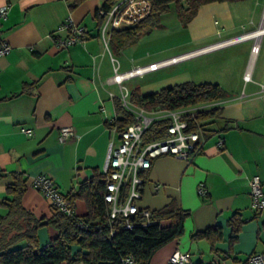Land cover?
Returning a JSON list of instances; mask_svg holds the SVG:
<instances>
[{
	"label": "crops",
	"instance_id": "crops-1",
	"mask_svg": "<svg viewBox=\"0 0 264 264\" xmlns=\"http://www.w3.org/2000/svg\"><path fill=\"white\" fill-rule=\"evenodd\" d=\"M103 3L104 0H83L72 6L73 0H0V6H8L0 35L11 46L0 57V217L9 213L5 202L14 194L8 192L7 185L17 180L15 175L24 179L19 185L24 187L21 205L36 218L48 219L54 210L31 185L38 174L53 179L58 189L71 197L79 217L88 213L91 195L103 193L102 167L110 142H118V134L109 123L118 117L115 100L120 97L119 86L110 80L111 55L118 59L121 71L145 65L137 57L124 61L120 57L145 33L119 50L110 46L113 30L133 24L123 22L110 29L105 45L100 35L104 20L100 25L98 18L102 17ZM66 20L84 26L86 33L80 42L60 48L58 41L65 32L58 29ZM216 24L220 28L214 27ZM184 28L186 37L193 41L209 40L215 32L227 36L173 55L187 54L177 62L244 43L248 61L238 71L236 86L226 80L223 86L219 84L224 90L222 99L198 105L203 110L220 108L218 125L227 124L228 128L211 136L200 131L205 140L192 159L162 155L144 174L140 207L156 210L172 203L189 211L184 231H188L190 242L180 238L170 241L155 252L149 264H166L176 250L190 252L194 244L191 236L207 227L219 226L220 235L211 239L218 245L226 233L231 235L232 216L243 221L242 230L264 226V211L251 210L249 196V179L253 175H259L264 188V0L206 3ZM255 42L259 51L252 54ZM166 58L169 57L162 59ZM247 71L251 74L249 81L244 80ZM185 82L196 83L184 74L171 75L160 80V88L151 84L148 88L128 89L130 103L138 107L131 100L133 94L145 95ZM66 126L73 128L75 136L60 142V129ZM23 128L31 133L23 132ZM219 139L223 140L221 147L217 146ZM199 185L206 190L204 196L197 191ZM37 233L43 246L58 234V229L49 224ZM211 261L193 262L224 263L215 257Z\"/></svg>",
	"mask_w": 264,
	"mask_h": 264
},
{
	"label": "trees",
	"instance_id": "trees-1",
	"mask_svg": "<svg viewBox=\"0 0 264 264\" xmlns=\"http://www.w3.org/2000/svg\"><path fill=\"white\" fill-rule=\"evenodd\" d=\"M83 0H73L72 6ZM119 0H104L102 8L110 9ZM147 11L143 17L132 26L113 30L110 35V46L119 50L135 41L140 34L162 26V16L173 7L182 26L197 14L198 9L214 1L238 0H144ZM102 24L104 18L99 17ZM134 103L147 111L169 110L188 106H196L220 100L224 97L223 88L211 82H185L175 86L162 88L157 92L145 95L133 94ZM118 117L113 124L123 129L132 123L134 117L131 111L115 100ZM220 108L201 110L189 117L188 129L201 131L205 136L223 132L227 124L219 127ZM169 119L153 121L143 133L144 141L166 137ZM15 180L7 185L8 192L13 193L12 199L5 202L8 205V215L0 217V264H123L125 257L131 256L140 264H149L155 252L172 240L179 239L184 233V221L189 211L168 203L164 207L151 210L152 222L141 224L143 219H136L133 228L128 229L122 223L111 224L107 216V205L102 194H92L88 200V213L79 217H67L53 210V215L46 218H36L21 205L20 196L24 190V179L15 175ZM87 224L85 229L80 222ZM243 221L238 217L229 218L231 240L237 238ZM53 224L58 234L52 238L48 246L41 248L38 229ZM113 232L111 233V231ZM220 235L219 226L207 227L195 232L192 237H209ZM237 260V258H234ZM245 262V261H244ZM243 263V262H242Z\"/></svg>",
	"mask_w": 264,
	"mask_h": 264
},
{
	"label": "built area",
	"instance_id": "built-area-1",
	"mask_svg": "<svg viewBox=\"0 0 264 264\" xmlns=\"http://www.w3.org/2000/svg\"><path fill=\"white\" fill-rule=\"evenodd\" d=\"M147 11V3L144 0H119L110 9L102 10L100 15L104 18L100 35L105 45H108L109 30L123 22L133 24L144 16ZM8 13V6H0V26ZM58 31L65 32V36L58 41L60 48H65L80 42L86 33L84 26L71 20L64 21ZM11 46L0 35V57L7 54ZM259 44L254 43L251 47L252 54H257ZM187 54L178 55L137 66L127 71H120L119 61L111 55L113 75L110 80L116 83L120 89L119 101L122 106L132 112L133 121L123 129H119L109 123L118 134V142L111 141L108 147L106 159L102 167V180L104 183L102 198L107 205V216L111 224L122 223L124 228L131 229L138 221L143 219V225L149 224L151 210L140 207L139 200L142 198V186L144 174L151 167L152 161L162 155H171L184 160L192 159L202 149L205 137L200 131L188 129V118L203 110L202 106H188L169 110L147 111L141 107H132L127 101L129 93L124 86V81L135 75L149 71H155L161 67L177 62L186 57ZM250 71L244 74L245 80H250ZM264 89V85H261ZM168 118V134L164 138L144 141L143 133L149 125L159 119ZM30 134V130L22 129ZM75 136L72 127L66 126L60 129L58 140L65 142ZM223 140L219 139L217 146L221 147ZM31 185L40 191L50 202L52 208L65 214L67 217H75L74 204L71 197L61 192L53 179L38 174L32 178ZM250 207L254 211L264 210V188L259 175H253L249 179ZM158 189V186H155ZM199 195L204 196L206 190L202 185L197 187ZM80 227L85 229L87 224L80 222ZM113 230L111 231V233ZM48 243L43 245L44 248ZM123 264H140L133 257L128 256L122 260ZM166 264H198L193 262L189 251H174L168 258ZM203 264V263H201ZM241 264H264V251L253 252L248 255L245 262Z\"/></svg>",
	"mask_w": 264,
	"mask_h": 264
},
{
	"label": "rangeland",
	"instance_id": "rangeland-1",
	"mask_svg": "<svg viewBox=\"0 0 264 264\" xmlns=\"http://www.w3.org/2000/svg\"><path fill=\"white\" fill-rule=\"evenodd\" d=\"M214 27L220 28L219 24H216ZM242 30L238 28V31ZM216 34L215 32L214 36L206 41L190 40L186 37L185 28L177 18L175 10L172 7L169 12L162 16L161 27L147 31L136 44L124 49L120 57L123 61L125 59L129 60L131 57H137L140 58L138 60L140 64H148L150 61L172 57L173 55L199 48L208 43L217 42L227 36L225 34L221 35L220 32ZM247 48H249V44H247ZM247 58L245 43L229 45L224 48L199 53L182 62H174L155 71L135 75L125 80L124 86L127 90H133L137 87L148 88L151 84L156 86V88H160V85H158L160 80L171 75L182 77L183 74L194 78L196 83L211 82L223 86L222 84L226 80L228 84L236 86L239 81L238 71L243 67V63ZM259 65L260 60L258 61ZM126 101L131 105L129 96L126 98ZM131 106L134 107L133 105ZM231 235L226 233L224 240H218V245L211 242L214 236H218L217 233H213L209 237H204L203 240H199L200 238L195 239L191 236L194 241L190 249L193 261L202 259L210 263L213 257H215L219 258L222 263L224 261L222 259L225 258L223 264H241L247 259L249 253L264 251V226H261L259 229L257 227H247L244 230L240 228L237 233L239 239L231 240ZM188 238L190 239L189 233L185 229L180 239L186 240ZM234 258H237V260Z\"/></svg>",
	"mask_w": 264,
	"mask_h": 264
}]
</instances>
